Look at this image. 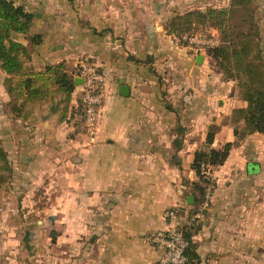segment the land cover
Masks as SVG:
<instances>
[{
  "label": "crops",
  "instance_id": "crops-1",
  "mask_svg": "<svg viewBox=\"0 0 264 264\" xmlns=\"http://www.w3.org/2000/svg\"><path fill=\"white\" fill-rule=\"evenodd\" d=\"M11 1L34 17L29 35L12 36L29 51V72L64 63L81 80L76 68L87 61L104 74L105 89L92 138L77 113L83 83L67 112L56 97L15 117L0 68L8 184L23 182L31 197L38 191L40 215L55 220L60 239L53 259L0 264H159L163 249L147 238L167 230V210L189 215L199 200L192 164L209 148L211 127L218 130L210 149L233 146L211 179L203 170L211 194L193 239L201 264H264V134L236 137L244 123L233 112L246 106L236 83L204 50L165 30L183 10L203 9V0Z\"/></svg>",
  "mask_w": 264,
  "mask_h": 264
},
{
  "label": "trees",
  "instance_id": "trees-1",
  "mask_svg": "<svg viewBox=\"0 0 264 264\" xmlns=\"http://www.w3.org/2000/svg\"><path fill=\"white\" fill-rule=\"evenodd\" d=\"M258 1L227 0L228 5L222 8L186 9L171 18L165 26L167 34L174 39L205 36L211 29L218 32V44L205 48L204 52L217 62L224 80L236 83L240 98L246 103L244 108L233 112V121L244 123L241 131L235 130L239 140L249 134H264V50L258 21ZM33 20V15L23 7L16 6L11 0H0V68L6 75L4 87L10 97L7 107L15 117H21L28 104L36 105L56 97H62L64 111L67 112L76 88L75 76L64 63L47 66L44 72L38 74L28 71L26 59L30 56L29 51L12 36L29 35ZM32 42L39 44L41 36H34ZM180 45L188 46V43L181 42ZM79 70L80 65L76 68L77 72ZM82 96L77 113L84 122ZM217 130L211 127L207 139L209 148L195 154L192 168L200 179L201 184L197 185L200 198L189 210V216L200 213L207 188L211 186V183H205L203 169L213 170L222 166L233 146L227 144L221 150L210 149ZM0 162L3 164L2 170L9 172L10 162L2 147ZM3 177L0 176V185L6 182ZM178 212L185 214L180 207ZM199 229V221L191 226H183L184 236L189 241L187 264H201L197 244L193 240Z\"/></svg>",
  "mask_w": 264,
  "mask_h": 264
},
{
  "label": "rangeland",
  "instance_id": "rangeland-1",
  "mask_svg": "<svg viewBox=\"0 0 264 264\" xmlns=\"http://www.w3.org/2000/svg\"><path fill=\"white\" fill-rule=\"evenodd\" d=\"M201 4L203 7L201 10H206L222 8L227 6L228 2L227 0H209L208 2L203 0ZM258 21L264 50V0L258 1ZM217 36L218 32L211 29L205 36L200 35V39L213 37L217 40ZM217 44L218 41L215 45ZM2 167L3 164L0 162V176L6 178V182L0 185V260L53 259L55 245L60 240L56 232L55 220L49 218V215L46 218L41 217L39 211L43 206L37 199L38 191L33 190L35 193L33 192L31 197V192L27 189L30 200L28 198L25 200L23 197L27 190L24 189L23 182L21 186L19 184L11 186V182L8 184L9 172L3 171Z\"/></svg>",
  "mask_w": 264,
  "mask_h": 264
},
{
  "label": "built area",
  "instance_id": "built-area-1",
  "mask_svg": "<svg viewBox=\"0 0 264 264\" xmlns=\"http://www.w3.org/2000/svg\"><path fill=\"white\" fill-rule=\"evenodd\" d=\"M178 44L181 42L188 43L189 46L196 50H204L217 43L213 37L211 39L201 40L200 36H183L181 39H175ZM76 77L83 80V96L82 102L85 107V124L89 129L91 137L95 135L99 125L101 106L103 104V93L105 89V76L99 70L97 65L83 63L80 70L76 73ZM183 99L190 103L192 96L186 94ZM205 170L206 177L212 178L210 170ZM211 188L207 189L205 195V203L202 208L209 206ZM200 214L189 216L186 213L178 212V207L167 210L164 214L167 222V230L159 232L154 236L148 237L147 240L160 245L163 254L159 259V264H187L186 250L189 241L183 233V226H191L200 219Z\"/></svg>",
  "mask_w": 264,
  "mask_h": 264
},
{
  "label": "water",
  "instance_id": "water-1",
  "mask_svg": "<svg viewBox=\"0 0 264 264\" xmlns=\"http://www.w3.org/2000/svg\"><path fill=\"white\" fill-rule=\"evenodd\" d=\"M76 85L82 84L83 80H75ZM120 94L123 96H128L129 95V88L127 86H122L120 89ZM193 198H190L192 200ZM192 203V202H191Z\"/></svg>",
  "mask_w": 264,
  "mask_h": 264
}]
</instances>
